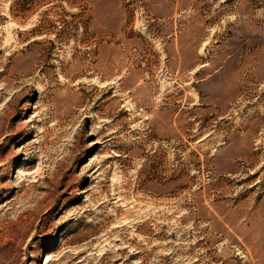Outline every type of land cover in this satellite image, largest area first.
<instances>
[{
	"label": "rangeland",
	"instance_id": "rangeland-1",
	"mask_svg": "<svg viewBox=\"0 0 264 264\" xmlns=\"http://www.w3.org/2000/svg\"><path fill=\"white\" fill-rule=\"evenodd\" d=\"M264 264V0H0V264Z\"/></svg>",
	"mask_w": 264,
	"mask_h": 264
},
{
	"label": "bare ground",
	"instance_id": "bare-ground-1",
	"mask_svg": "<svg viewBox=\"0 0 264 264\" xmlns=\"http://www.w3.org/2000/svg\"><path fill=\"white\" fill-rule=\"evenodd\" d=\"M43 257H45L44 263H48L50 259L52 258L49 254H45Z\"/></svg>",
	"mask_w": 264,
	"mask_h": 264
}]
</instances>
